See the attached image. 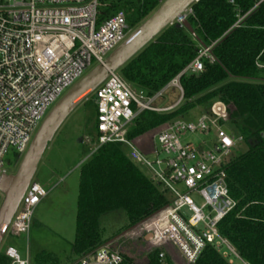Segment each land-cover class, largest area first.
<instances>
[{"label": "built area", "instance_id": "obj_1", "mask_svg": "<svg viewBox=\"0 0 264 264\" xmlns=\"http://www.w3.org/2000/svg\"><path fill=\"white\" fill-rule=\"evenodd\" d=\"M254 1L252 10L264 5V0ZM102 7L101 0H0V176L7 174V153L12 150L16 159L24 155L48 109L55 107L88 70L102 65L105 56L126 39L124 12L117 11L98 23ZM191 14L188 7L169 26L182 27ZM243 18L239 17L235 27ZM211 47H200L194 60L167 88L173 87L182 95L179 77L200 73L206 60L213 62ZM257 67L264 70V65ZM163 91L147 98L111 73L92 95L96 100V134L88 156L104 145H124L131 160L147 169L150 179L171 197L168 205L124 236L133 233L130 238L141 239L150 251L160 249V260L164 259L163 250L168 249L177 252L184 264H194L203 249L213 245L225 258L232 255L246 264L217 231L218 224L236 206L225 173L235 145L222 130L221 122L228 119L226 106L216 101L209 114L196 122L175 120L156 131L152 136V162L126 137L139 113H163L175 107L154 105ZM189 134L213 136V140L199 145L183 143ZM191 193L201 197L200 206L190 198ZM45 196L42 187L30 183L7 228L10 236L28 234L33 211ZM3 254L9 264H29L28 258L23 259L13 246L6 247ZM176 254L171 258L173 263L178 259ZM122 259L119 249L107 243L73 264H121Z\"/></svg>", "mask_w": 264, "mask_h": 264}, {"label": "trees", "instance_id": "obj_2", "mask_svg": "<svg viewBox=\"0 0 264 264\" xmlns=\"http://www.w3.org/2000/svg\"><path fill=\"white\" fill-rule=\"evenodd\" d=\"M254 0H197L186 17L196 37L211 47L213 62L206 60L200 73L179 77L182 100L169 112L143 111L133 120L126 137L163 128L189 110L220 101L226 106L229 123L245 145L232 155L225 167L227 188L236 206L217 226V231L246 264H264V5L252 10ZM98 23L117 11L134 28L160 6L158 0H101ZM239 17H244L239 24ZM141 24V25H142ZM200 44L183 27L168 26L147 46L130 58L116 74L134 92L147 98L167 88L197 56ZM96 116V100L86 101ZM94 124V137L96 134ZM125 146L113 143L97 148L80 168L76 237L71 245L78 259L105 245L100 217L122 210L127 227L133 228L170 203L162 190L125 153ZM121 264H175L171 257L160 260V249L141 256L119 250ZM0 253V264H9ZM194 264H228L222 251L207 245Z\"/></svg>", "mask_w": 264, "mask_h": 264}, {"label": "rangeland", "instance_id": "obj_3", "mask_svg": "<svg viewBox=\"0 0 264 264\" xmlns=\"http://www.w3.org/2000/svg\"><path fill=\"white\" fill-rule=\"evenodd\" d=\"M141 24L142 22L134 28L130 27L129 32L127 31L126 33V38ZM109 55H106L105 59ZM92 69L88 70L84 76L91 72ZM179 99L176 89L169 87L162 92V96L154 105L159 108H168L176 104ZM53 108L52 106L48 109L46 116ZM89 111L90 109L85 101L74 110L56 132L53 141L42 155L32 180V183L38 184L46 191V196L33 211L28 234L10 236L9 229H7L4 235L5 238L0 245V253L4 252L6 247L13 246L23 259L26 257L29 259L30 264H70L77 260V257L72 254L71 245L76 237L79 172L95 140V120L92 114L89 115ZM204 112V107H196L189 110L179 120L196 122L205 114ZM157 130L159 129L139 135L131 141L135 149L150 162L155 160L152 136ZM222 130L235 143L232 155L243 153L246 149L245 145L230 124H224ZM210 140H213V136L203 138L202 136L189 134L182 142H192L199 145L203 141L209 142ZM125 153L130 157L127 148ZM22 157L23 155L16 159L12 150L7 153L5 160L8 175L16 173ZM138 167L144 175L151 178L147 169L139 165ZM190 198L197 206L203 203L197 193H191ZM2 200V194H0V204ZM99 222L103 230V240L107 241V243L114 240L111 243L114 249L127 250L136 256H141L150 251V248L141 239L130 238L133 233L128 236H121L115 240L117 236L126 231L127 227L126 214L122 210L104 214L100 217ZM167 250H163L164 259L167 256L173 258L174 254L177 253ZM226 260L228 264H241L232 255ZM175 264H184L179 255Z\"/></svg>", "mask_w": 264, "mask_h": 264}, {"label": "water", "instance_id": "obj_4", "mask_svg": "<svg viewBox=\"0 0 264 264\" xmlns=\"http://www.w3.org/2000/svg\"><path fill=\"white\" fill-rule=\"evenodd\" d=\"M195 0H165L164 3L151 14L146 21L133 30L129 36L104 60L84 76L73 88L68 91L45 117L44 121L32 138V142L21 158L15 174L0 176V245L5 238L13 215L15 214L23 194L33 180L41 157L59 128L74 110L93 95V92L101 86L111 73H116L130 58L142 50L159 33L165 30L173 20L181 18L183 12L194 4ZM182 27L196 40L202 48L205 46L196 37L190 23L186 20ZM180 95V101L182 100ZM179 101V102H180ZM137 226V225H136ZM130 228L119 236L128 234L136 227ZM150 239V237H148ZM114 241V240H113ZM110 241L109 243H112ZM76 263V262H75Z\"/></svg>", "mask_w": 264, "mask_h": 264}, {"label": "crops", "instance_id": "obj_5", "mask_svg": "<svg viewBox=\"0 0 264 264\" xmlns=\"http://www.w3.org/2000/svg\"><path fill=\"white\" fill-rule=\"evenodd\" d=\"M166 89H167V88H166ZM166 89H165V90H166ZM176 91H177V90H176ZM177 92H178V91H177ZM178 94H179V92H178ZM179 98H180V94H179ZM179 101H180V99L178 100V102H179ZM178 102H177L176 104L172 105V106H169V107L176 106V105L178 104ZM169 107H168V108H169ZM168 108H164V109H168ZM160 129H162V128H160ZM160 129H159V130H160ZM157 131H158V130H157ZM152 142H153V145H154L153 137H152ZM125 148H126V147H125ZM153 150H154V147H153ZM87 157H88V155H87ZM87 157H86V158H87ZM129 158H130V157H129ZM130 160H131V158H130ZM131 161H132V160H131ZM132 162H134V161H132ZM134 163H135V162H134ZM135 164H137V163H135ZM137 165H139V164H137ZM139 166H140V165H139ZM28 260H29V259H28ZM29 264H30V261H29Z\"/></svg>", "mask_w": 264, "mask_h": 264}]
</instances>
